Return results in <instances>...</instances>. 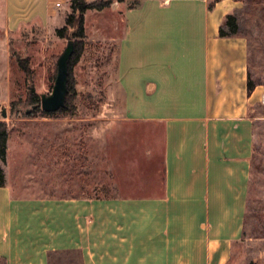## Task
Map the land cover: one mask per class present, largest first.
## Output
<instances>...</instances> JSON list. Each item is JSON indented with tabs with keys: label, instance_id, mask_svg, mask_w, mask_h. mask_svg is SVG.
I'll list each match as a JSON object with an SVG mask.
<instances>
[{
	"label": "crops",
	"instance_id": "obj_1",
	"mask_svg": "<svg viewBox=\"0 0 264 264\" xmlns=\"http://www.w3.org/2000/svg\"><path fill=\"white\" fill-rule=\"evenodd\" d=\"M212 2H112L84 14L85 39L95 31L117 47L118 103L105 110L118 116L99 120L108 151L75 156L86 169L68 195L20 197L7 181L0 187L4 264H51L74 253L80 264H264V236H245L264 80L255 79L248 39L219 35L239 2ZM64 3L60 12L58 1L5 0L4 29L55 31L70 13ZM90 12L114 21L89 30ZM95 158L100 195L89 192Z\"/></svg>",
	"mask_w": 264,
	"mask_h": 264
},
{
	"label": "rangeland",
	"instance_id": "obj_2",
	"mask_svg": "<svg viewBox=\"0 0 264 264\" xmlns=\"http://www.w3.org/2000/svg\"><path fill=\"white\" fill-rule=\"evenodd\" d=\"M43 1L47 6H54L57 1L62 3L60 12L67 9L64 0ZM139 1L112 0L113 3L126 2L128 7ZM234 1L241 6L233 14L237 19V34L249 41L255 79L264 80L261 69L264 61V0ZM4 7L5 0H0V121L5 122L8 134L6 161L2 165L5 182L20 197L57 198V195H68L76 171L85 173L86 169L85 158L77 162L75 156L88 150L93 151L95 156L103 149L108 151V146L103 147V130L99 120L118 116V110H105L107 104L118 103V96L113 90L117 47L114 43H102L99 37L93 35L95 31H91L88 41L84 40L83 53L72 70L75 90L70 96L72 110L25 119L21 114L30 109L25 103L29 84L17 60L29 59L31 85L35 93L48 96L54 85L57 60L69 40L59 39L55 31L35 24L7 32L4 29ZM86 21L88 29L93 30L95 25L101 27L113 23L114 18L109 13L98 16L90 12ZM13 106L19 114L12 113ZM3 111L5 117L2 116ZM262 113L260 108L255 112L259 115ZM254 137L245 227L248 239L264 236V120L257 121ZM97 160L100 159L95 158L93 190L89 189L94 195L103 193L104 188L102 166H98ZM248 242L253 244L249 248L257 252L261 250L260 244ZM51 264H80L79 256L75 253L55 255Z\"/></svg>",
	"mask_w": 264,
	"mask_h": 264
},
{
	"label": "trees",
	"instance_id": "obj_3",
	"mask_svg": "<svg viewBox=\"0 0 264 264\" xmlns=\"http://www.w3.org/2000/svg\"><path fill=\"white\" fill-rule=\"evenodd\" d=\"M220 0H213L209 5L211 8L214 3ZM112 3V0H96L93 2H86L85 0H70V13L66 16L64 26L56 29L55 34L59 39L69 40L73 45V52L68 61V81H67V94L65 97L64 108L58 110L59 112H69L71 109L70 96L74 94V80L72 77V70L74 66L78 63L84 50V14L87 11H102L108 8ZM237 19L234 15L229 14L225 17L224 26L219 29V35L221 37H227L237 33ZM17 64L21 69L25 81L29 84L27 99L25 101L26 106L30 107L29 110L23 112L22 117L25 119L35 118L37 115L50 116L55 113H45L41 110L40 106V96L35 93L32 85V71L29 65V59H18ZM253 88L252 83H248V91ZM12 113L19 114L14 106L11 108ZM7 128L5 122L0 121V187L5 184L3 164L6 161V144H7ZM0 264L4 262L0 259Z\"/></svg>",
	"mask_w": 264,
	"mask_h": 264
},
{
	"label": "water",
	"instance_id": "obj_4",
	"mask_svg": "<svg viewBox=\"0 0 264 264\" xmlns=\"http://www.w3.org/2000/svg\"><path fill=\"white\" fill-rule=\"evenodd\" d=\"M73 52V45L69 42L58 58L56 63V76L52 92L48 96H40L41 110L45 113H55L64 108L65 97L67 94V81H68V61ZM5 117V112H2Z\"/></svg>",
	"mask_w": 264,
	"mask_h": 264
}]
</instances>
